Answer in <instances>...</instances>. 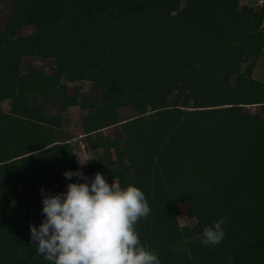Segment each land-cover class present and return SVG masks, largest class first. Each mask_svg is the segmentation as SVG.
I'll use <instances>...</instances> for the list:
<instances>
[{
  "label": "trees",
  "instance_id": "obj_1",
  "mask_svg": "<svg viewBox=\"0 0 264 264\" xmlns=\"http://www.w3.org/2000/svg\"><path fill=\"white\" fill-rule=\"evenodd\" d=\"M247 10L241 0H11L0 26V264H48L31 207L45 217V194L86 182L65 177L83 170L46 105L87 110L83 130L101 149L91 174L145 193L151 213L136 228L161 264H264V80L254 76L264 7L238 41ZM34 55L54 59L50 71L22 69ZM63 78L100 95L70 92ZM123 106L137 114L120 120ZM111 126L116 138L100 133ZM182 203L193 227L179 223ZM220 217L223 241L203 244Z\"/></svg>",
  "mask_w": 264,
  "mask_h": 264
},
{
  "label": "clouds",
  "instance_id": "obj_2",
  "mask_svg": "<svg viewBox=\"0 0 264 264\" xmlns=\"http://www.w3.org/2000/svg\"><path fill=\"white\" fill-rule=\"evenodd\" d=\"M87 160H80L81 165ZM64 175L69 180L87 179L82 171ZM42 203L45 218L38 228L30 225V231L37 253L48 264H161L136 228L151 213L138 186L109 183L97 172L90 183L71 182L66 192L45 194ZM225 223L226 218L220 217L207 225L203 244H220Z\"/></svg>",
  "mask_w": 264,
  "mask_h": 264
},
{
  "label": "rangeland",
  "instance_id": "obj_3",
  "mask_svg": "<svg viewBox=\"0 0 264 264\" xmlns=\"http://www.w3.org/2000/svg\"><path fill=\"white\" fill-rule=\"evenodd\" d=\"M241 5H247L248 10L244 16V19L242 21L240 30L237 35V40L240 41L244 30L252 18V15L254 14L255 10L258 8L264 7L260 3V0H241ZM11 8V0H0V26L5 23L7 20ZM35 30L34 26H25L23 28V32L25 34H30ZM255 68H254V76L259 79H264V48L261 52V54L256 58L255 61ZM54 65V59H44L40 56L34 55L30 57H26L23 60L22 69H26L28 66H35V67H42L47 71H50V68ZM63 81L67 83L70 87V92H74L77 87L80 88L79 92L80 94L86 96L89 100L95 99L100 95V90L92 86V82L88 80H82L77 82H70L66 78H63ZM233 82H235V76L232 79ZM250 109L254 111H258V107H250ZM9 110V101H0V114L3 113V111ZM83 112L84 114L87 113V110L81 111L78 106L71 107L65 114V122L64 127H67L71 130H76V126L81 122L83 118ZM119 118L120 120H124L127 118H130L137 114L136 110L133 106H123L118 109ZM104 134H107L111 136L112 138H116L118 136V132L116 127H106L101 129ZM101 153V149L99 150H93L88 151L87 156L85 153H81V158H85L88 160H95L97 161L99 158V154ZM86 171V170H85ZM92 178H88L86 182H91ZM115 181V180H114ZM111 183L112 181H109ZM117 182V181H116ZM45 217L41 216L38 213V206L36 204H33L30 210V225H35L37 228L39 225L43 222ZM178 220L181 226H189L193 227L196 223L195 218H191L187 214V205L185 203H182L180 205V213L178 215ZM198 236H194L192 239L198 240Z\"/></svg>",
  "mask_w": 264,
  "mask_h": 264
},
{
  "label": "crops",
  "instance_id": "obj_4",
  "mask_svg": "<svg viewBox=\"0 0 264 264\" xmlns=\"http://www.w3.org/2000/svg\"><path fill=\"white\" fill-rule=\"evenodd\" d=\"M261 80H264V79H261ZM72 107H74V106H72ZM80 110L83 111L81 108H80ZM44 111H45V113L47 115L51 116V118H52L51 122L48 123V125H49L50 128L53 129V131H52L53 135L55 134L54 136L56 137V139L59 140L58 142L60 144H66L67 142H70L73 145L75 155H76V157H77V159L79 161V165H80L81 169L83 170V172H85L87 174L86 178L87 179L88 178L94 179L96 173L95 174H91V170H92L93 165H94V163L96 161L91 159V160H87L83 165H81V163H80V160H85V158H83V157L81 158V156H80L81 153H85L86 156H87L88 155L87 154L88 151L95 150V149L92 148L91 143L87 139L88 134H86L84 132V130H83V121L81 120V122H79V124L76 126V130H71V129L67 128V127H64V122H65V117H66L65 114H66L67 111H61L60 109L54 108L51 105H46ZM3 112H6V111H3ZM82 115L83 116L85 115L84 112H83ZM39 121L42 122V123L47 124V121L45 119L44 120H39ZM100 133L102 135H104V136L111 137V136H109L107 134H104L102 132V130H100ZM97 150H99V149H97ZM99 172L101 174H103V176L107 180H109V181H114V180L117 181L116 179H110L108 177L107 173L102 172V171H99Z\"/></svg>",
  "mask_w": 264,
  "mask_h": 264
},
{
  "label": "built area",
  "instance_id": "obj_5",
  "mask_svg": "<svg viewBox=\"0 0 264 264\" xmlns=\"http://www.w3.org/2000/svg\"><path fill=\"white\" fill-rule=\"evenodd\" d=\"M260 3H261L262 5H264V0H260Z\"/></svg>",
  "mask_w": 264,
  "mask_h": 264
}]
</instances>
